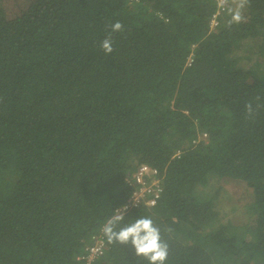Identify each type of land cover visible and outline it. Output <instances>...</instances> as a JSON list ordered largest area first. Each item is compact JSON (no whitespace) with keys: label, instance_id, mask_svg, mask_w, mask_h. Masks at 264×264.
<instances>
[{"label":"trees","instance_id":"obj_1","mask_svg":"<svg viewBox=\"0 0 264 264\" xmlns=\"http://www.w3.org/2000/svg\"><path fill=\"white\" fill-rule=\"evenodd\" d=\"M240 2L37 0L35 34L0 31V264H82L98 235L108 250L95 264H150L103 232L141 165L161 196L115 230L152 219L164 264H264V0L229 24ZM224 181L245 187L251 224L217 219Z\"/></svg>","mask_w":264,"mask_h":264},{"label":"rangeland","instance_id":"obj_2","mask_svg":"<svg viewBox=\"0 0 264 264\" xmlns=\"http://www.w3.org/2000/svg\"><path fill=\"white\" fill-rule=\"evenodd\" d=\"M53 2L54 4L57 3L56 1ZM21 14L23 17L20 16ZM45 14L46 10L39 8L37 0H0V31L9 35L18 34L21 31V26L26 24L29 28L28 30L35 34L39 30V21H41ZM1 15L5 17L7 22L2 19L3 16ZM25 15L28 16V18L24 19ZM260 43L261 41L259 39L240 42L235 44V49L238 55L249 51L255 52ZM239 59L240 58H237V61ZM256 62H259V64L263 66L262 58H258ZM240 64L246 68L250 62L246 61V58H241ZM256 67L262 68L261 66ZM208 189L209 188L206 187L204 191L207 193ZM248 199L249 196L245 194V187L242 183L231 181L221 182V191L214 210L217 219L222 222L229 220L234 225L251 224L246 212ZM251 264L263 263L261 260H258Z\"/></svg>","mask_w":264,"mask_h":264},{"label":"clouds","instance_id":"obj_3","mask_svg":"<svg viewBox=\"0 0 264 264\" xmlns=\"http://www.w3.org/2000/svg\"><path fill=\"white\" fill-rule=\"evenodd\" d=\"M246 0H241L238 8L232 13V18L229 24L240 23L243 19L240 9L243 8ZM112 32L123 30L121 22L116 21L111 24ZM101 49L105 55L113 52V40L111 33L101 42ZM249 114L252 112L251 104L246 105ZM122 215H116L110 218L103 227V232L108 238L109 243H129L134 246L137 255L145 256L150 264H164L168 256V245L161 240L160 230L156 227L152 219L142 217L134 223L115 230L116 224L122 220Z\"/></svg>","mask_w":264,"mask_h":264},{"label":"built area","instance_id":"obj_4","mask_svg":"<svg viewBox=\"0 0 264 264\" xmlns=\"http://www.w3.org/2000/svg\"><path fill=\"white\" fill-rule=\"evenodd\" d=\"M217 1L219 2L218 6L227 2V0ZM219 13L220 12L216 11L213 15L211 21L212 25L215 24L216 17ZM191 58L192 55H190L189 63L191 62ZM206 137L207 135L205 133H201L192 141V144H196L200 140H205ZM126 183L130 188V194L125 204L115 210V216L140 206L146 208L156 206L162 193V185L156 169L141 165L137 171L130 174L129 178L126 179ZM106 250H108V248L102 235L92 237L90 245L85 249L84 254L81 255L78 260L82 262V264H95Z\"/></svg>","mask_w":264,"mask_h":264}]
</instances>
